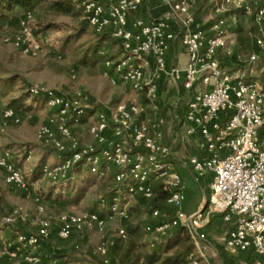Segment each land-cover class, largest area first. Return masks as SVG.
Here are the masks:
<instances>
[{"label": "built area", "instance_id": "2783aa9c", "mask_svg": "<svg viewBox=\"0 0 264 264\" xmlns=\"http://www.w3.org/2000/svg\"><path fill=\"white\" fill-rule=\"evenodd\" d=\"M149 1L75 0L93 32L109 35L120 48L117 56L102 64L103 79L111 87L130 88L142 97L141 103L121 102L103 111L84 104L80 96L39 86L29 88L32 96L43 98L50 113L36 137L55 151L56 162L44 164L42 176L63 187L82 167L101 179L112 175L116 194L112 206L105 214L86 211L44 216L37 233H20L14 241L1 243L0 254L22 258L24 264H41L38 249L54 232L61 242L96 232L100 238L93 252L102 264H110V251L129 238L132 203L140 198L151 201L155 197L153 183L160 182L174 216L165 220L166 213L153 210L142 228L163 241L174 230L187 232L193 253L181 264H213L204 251L203 230L216 216L233 223L225 243L227 252H252L255 264H264V83L235 77L222 64L235 55V41L226 27L225 15L230 9L253 20L256 51L249 64L260 61L264 53V0H208L218 22L205 29L194 12L199 0H159L165 12L155 20L140 16ZM17 19L18 33L5 38L4 43L26 56L38 54L41 45L31 24L33 11H24ZM177 40L187 52L184 68L169 61ZM165 82L173 90L171 105L176 112L184 111V134L200 137L198 154L189 159L195 180L211 176L209 198L193 213L183 211L186 185L173 166L174 148L164 141L166 118L161 107ZM20 123L21 116L13 109L3 110V129ZM81 127H87L91 144H80L74 130ZM0 151L5 184L31 193L10 153ZM33 200L37 213L44 215L42 198L34 194ZM29 219L28 212L14 208L1 219L0 226L14 228ZM114 222L121 224L109 238L105 231Z\"/></svg>", "mask_w": 264, "mask_h": 264}, {"label": "rangeland", "instance_id": "374dc122", "mask_svg": "<svg viewBox=\"0 0 264 264\" xmlns=\"http://www.w3.org/2000/svg\"><path fill=\"white\" fill-rule=\"evenodd\" d=\"M55 1L44 0L32 10L34 36L41 45V52L36 55H23L12 45L4 43L5 38H13L18 33L17 18L21 13L0 17V123L3 110L13 100L27 95L31 86L71 97L80 96L84 104L103 111L121 102L141 103L142 97L130 88L111 87L102 77L101 64H93L89 57L92 55L91 48L97 45L100 38L90 28L82 10L73 6L69 15L59 14L51 9ZM199 11L201 23L205 27L209 28L218 22L208 0L195 3L194 12ZM225 17L227 30L235 41L234 58L228 61L232 72L264 83V53L259 62L249 64L255 37L253 20L231 9ZM106 47L113 56L120 52L113 40L108 41ZM28 104H31V100ZM49 116L45 105L39 101L30 111L21 112L19 125L9 124L5 129L0 126V149L10 153L12 161L30 184L31 192L25 193L7 186L5 174L0 170V221L14 208H22L30 215L24 225L14 228L0 226V244L14 241L20 233H37L38 224L44 216L55 218L64 213L105 210L101 202L111 186L110 177L98 178L87 167H82L66 186L58 187L42 176L41 167L54 164L56 157L53 149L36 137L38 129ZM77 137L82 146L91 144L87 127H81ZM191 179L197 185L195 177ZM35 193L42 198L44 215L36 211L33 200ZM130 214L128 226L140 229L129 233L127 241L118 242L110 251V264H145L144 255L161 246L160 238L143 231V224L150 218L149 213L144 209ZM120 224L114 222L108 225L106 236L112 238L113 229ZM99 238V233L92 232L75 236L70 243L53 239L43 244L37 253L41 264H100L98 257L96 260L90 257ZM0 264L24 263L22 258L11 259L6 254H0Z\"/></svg>", "mask_w": 264, "mask_h": 264}, {"label": "crops", "instance_id": "0c3cea01", "mask_svg": "<svg viewBox=\"0 0 264 264\" xmlns=\"http://www.w3.org/2000/svg\"><path fill=\"white\" fill-rule=\"evenodd\" d=\"M200 1V0H199ZM198 2V1H197ZM165 8L161 5L159 0H150L140 16L148 19H158L163 16ZM21 13V10L16 9L13 14ZM188 57L185 48L182 46L181 42L177 40L169 53V61L171 63H176L180 68H184L187 63ZM225 69L230 72L235 77H244L248 80H253L252 77L245 75H240L233 73L230 68V63L227 64L222 62ZM102 68V64H101ZM165 82L163 97L164 105L161 107V114L166 118V144H170L174 148V159L173 166L176 172L181 176L183 183L186 185V201L183 205V211L186 213H193L198 210L200 207L204 206L210 195V183L211 176H206L202 178L200 182H197V185L191 181V177L194 178V175L189 166V159L198 154V144L200 141L199 135H195L191 138L187 137L184 134L183 128L181 126V120L184 117V111L181 109L179 112H176L170 102H172V93L173 90L169 84ZM149 117L153 118L154 113L151 109L148 110ZM79 129L74 130L76 136H79ZM88 134V132H87ZM178 135V137H177ZM88 140L92 143V139L88 134ZM1 150V149H0ZM3 151V150H2ZM1 154V151H0ZM56 162V158L54 163ZM77 172H75V175ZM36 194V193H35ZM131 208L143 209L140 205L139 200H135ZM150 216V213L148 214ZM150 219V218H149ZM148 219V220H149ZM110 225V224H109ZM233 229V223H226L221 217H214L209 226L203 230V235L205 238L204 251L213 264H255L256 257L252 252L241 253L237 255H231L225 249V243L228 237L229 232ZM73 241V240H72ZM70 241V242H72ZM68 242V243H70ZM163 240L161 239L160 245H163ZM154 247V246H152ZM155 251V250H153ZM148 252V253H152ZM172 251H169L167 255L172 254ZM163 253V252H162ZM165 254V253H164ZM166 255V254H165ZM144 261V257H143ZM145 263V261H144ZM80 264V263H74Z\"/></svg>", "mask_w": 264, "mask_h": 264}, {"label": "trees", "instance_id": "16d2710c", "mask_svg": "<svg viewBox=\"0 0 264 264\" xmlns=\"http://www.w3.org/2000/svg\"><path fill=\"white\" fill-rule=\"evenodd\" d=\"M42 1L44 0H0V17H4L5 15L12 14L16 9L21 10V13L28 10L32 11L35 8V6L38 3H41ZM73 6H77L75 0H57L51 4V9L59 14L69 15L73 10L72 9ZM200 13H201L200 11L197 12L196 17L198 21L201 22ZM205 28L206 27L204 26L203 29ZM98 37L100 38L99 42L97 43L96 46H94V48H91V52L93 56L92 55L89 56L93 64L96 63L103 64L105 61L113 58V55L110 54L109 48L106 47L108 41L113 39L109 35H103ZM253 44H254L253 52H255L256 51L255 38ZM230 60L231 59H227L223 61L227 64V62ZM31 98L34 99L32 100ZM30 100H31V104H28V101ZM39 101L45 105L43 98L32 96V94L28 90L27 95H24L16 100H13L10 103V106L7 107V109H13L17 114L21 116V112L30 111L34 106L38 105ZM80 170L81 168H78L76 172L78 173ZM108 177H110L112 180L111 186L109 187L106 196L101 202L105 210H101V211L99 209L93 210V211H100L101 214H105L108 212V210L113 204V199L116 196L115 192L113 191V188L115 186L113 183V176L109 175ZM152 189L155 194V197L149 202H145L141 198L138 199L143 209L130 208V212L138 211V210L142 211L145 209L148 213H150L153 210H160L167 214L165 220H171L174 216V212L168 207L166 203L168 193L164 191L163 186L160 182H154ZM128 229H129V233L133 234L135 233V229H140V228L138 227L133 228L132 226H129ZM74 237L71 240L66 241L65 243L72 241ZM53 239H57L56 232H54L51 240H49L48 242L52 241ZM76 249H78V245H76ZM172 250H173L172 254L167 255L169 251ZM192 253H193V245L189 235L187 234V232L177 229L172 231L170 236L164 240L163 245H161L158 250H155L152 253L145 254L144 261L145 264H181L186 262ZM90 257L95 260L97 258V256L94 254L93 251L90 253ZM99 263L102 264L100 259H99Z\"/></svg>", "mask_w": 264, "mask_h": 264}]
</instances>
